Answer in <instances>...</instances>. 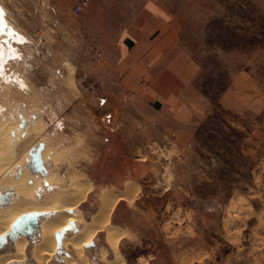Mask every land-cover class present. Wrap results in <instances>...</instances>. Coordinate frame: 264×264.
Here are the masks:
<instances>
[{
	"label": "rangeland",
	"instance_id": "1",
	"mask_svg": "<svg viewBox=\"0 0 264 264\" xmlns=\"http://www.w3.org/2000/svg\"><path fill=\"white\" fill-rule=\"evenodd\" d=\"M141 1L126 0L125 17H101L118 2L90 0L75 16L79 0H0V114L41 122L46 167L64 184L86 182L84 220L112 195L118 255L101 230L84 248L89 258L106 251L93 264H264V2L163 0L168 58L118 66ZM11 243L7 235L0 253ZM20 262L35 264L29 250L9 264Z\"/></svg>",
	"mask_w": 264,
	"mask_h": 264
},
{
	"label": "bare ground",
	"instance_id": "2",
	"mask_svg": "<svg viewBox=\"0 0 264 264\" xmlns=\"http://www.w3.org/2000/svg\"><path fill=\"white\" fill-rule=\"evenodd\" d=\"M4 13L0 7V14L3 16ZM0 22V28L3 30L7 24L4 16ZM7 34L9 36L6 42H11L13 38L8 39L11 31ZM0 53H2V48H0ZM9 111L0 114V189L12 193V196L8 204L0 206V237H6L11 225L24 214L49 213V215L41 218L37 223V241L30 245L24 236L18 235L12 241L10 251L0 253V264L18 262L25 257L28 250L35 264H48L56 251L55 234L63 230L70 222H73L72 226L80 224V227L76 233L74 231L71 235H65L61 239L62 249L70 252V256H65L64 264L74 262L88 264L85 245L90 243L101 230H105L108 243L116 249L115 234L109 231L108 226V215L115 206V202H110L112 207L109 210L110 206L106 205L109 203L108 200H112L109 199L112 195L110 197V194H105V196L102 194L106 203L100 207L98 215L93 216L89 221L84 220L81 213H79L81 215L77 214V208L85 199L88 191L86 182L84 184L83 180L79 179L80 176L76 175L69 177L67 184L62 183L63 180L61 181V178L51 171L53 169L49 170L46 167L45 162L49 157V150L45 141L40 155L48 173L40 176L31 172L26 165L27 153L33 147L35 148L38 142H41L38 138L42 133V124L38 120L33 123L28 121L29 123L20 129L18 119L13 118L11 116L13 112L10 114ZM51 158L55 162V156ZM44 184L51 189L53 186L55 188L52 190L48 189V186L44 188Z\"/></svg>",
	"mask_w": 264,
	"mask_h": 264
},
{
	"label": "crops",
	"instance_id": "3",
	"mask_svg": "<svg viewBox=\"0 0 264 264\" xmlns=\"http://www.w3.org/2000/svg\"><path fill=\"white\" fill-rule=\"evenodd\" d=\"M76 1V0H75ZM118 2L117 9H113L115 12L111 14L110 11L102 8L98 13L101 17H125L126 13V0H112V2ZM264 2V0H262ZM90 3V2H89ZM112 10V9H111ZM135 20L133 24H129L124 30L125 36L122 41V46L119 49L118 66L120 65H158L164 63V59L168 58L171 48L168 47L167 43L165 46L161 41H168L169 34L173 31V13L169 9L167 3L163 0H142L139 5L134 9L132 16ZM133 35V36H132ZM156 35V36H153ZM158 35H160L158 37ZM153 36V37H152ZM130 42L133 44L130 46ZM192 61L188 54L185 53V65H191ZM78 229L75 224L71 229L67 230L63 236L69 231ZM79 231V230H78ZM77 232V231H76ZM96 237V236H95ZM105 240L114 256L117 254L116 249L112 248L108 243L105 235ZM96 242L95 238L90 243L86 244L85 249L88 252L89 249H95ZM67 253L60 246L56 248L54 258L57 254ZM3 253V252H1ZM106 256L105 250L98 251V257L94 256L88 259V264H93L98 258L104 260ZM68 257V256H66ZM23 262V261H22ZM15 263V264H21ZM119 264H123L122 262Z\"/></svg>",
	"mask_w": 264,
	"mask_h": 264
},
{
	"label": "water",
	"instance_id": "4",
	"mask_svg": "<svg viewBox=\"0 0 264 264\" xmlns=\"http://www.w3.org/2000/svg\"><path fill=\"white\" fill-rule=\"evenodd\" d=\"M25 120L21 119V124H19V128H23L25 126ZM42 145H38L35 148H32L29 150L28 154L30 156V161L32 163V166L29 167L30 171L33 173H39L41 176L46 174V168L43 165V161L41 159L40 152L42 150ZM48 189H51V187H48ZM8 194L0 195V206L8 204ZM49 213H31V214H24L20 216L10 227V230L8 232V236L11 238V240H15L18 235H25L26 232L30 230H35V221L40 220L41 218L48 216ZM72 223L70 222L63 230L59 231L55 234V239L57 246L56 248L59 249L61 246V239L64 235V233L71 229ZM4 236L0 237V244L4 240ZM86 246V245H85Z\"/></svg>",
	"mask_w": 264,
	"mask_h": 264
},
{
	"label": "built area",
	"instance_id": "5",
	"mask_svg": "<svg viewBox=\"0 0 264 264\" xmlns=\"http://www.w3.org/2000/svg\"><path fill=\"white\" fill-rule=\"evenodd\" d=\"M90 0H79V2L73 6L72 14L80 16L88 8Z\"/></svg>",
	"mask_w": 264,
	"mask_h": 264
}]
</instances>
